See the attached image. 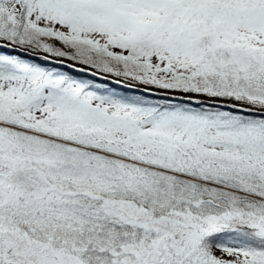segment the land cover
<instances>
[{
    "label": "snow or ice",
    "instance_id": "snow-or-ice-1",
    "mask_svg": "<svg viewBox=\"0 0 264 264\" xmlns=\"http://www.w3.org/2000/svg\"><path fill=\"white\" fill-rule=\"evenodd\" d=\"M0 264H264V0H0Z\"/></svg>",
    "mask_w": 264,
    "mask_h": 264
}]
</instances>
